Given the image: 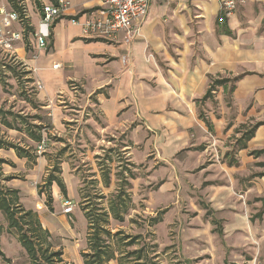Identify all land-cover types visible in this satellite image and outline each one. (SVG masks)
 <instances>
[{
    "label": "rangeland",
    "instance_id": "obj_1",
    "mask_svg": "<svg viewBox=\"0 0 264 264\" xmlns=\"http://www.w3.org/2000/svg\"><path fill=\"white\" fill-rule=\"evenodd\" d=\"M15 1L24 7L22 22L14 27L23 28L24 41L18 43L21 51L16 57L6 56L0 49V139L31 146L37 157L44 158L35 180H27L29 188H36L38 193L43 189L39 193L43 199L38 198L34 209L20 202L39 214L44 227L46 223L50 226L52 242L63 249L65 260L85 264L82 254L89 251L83 201L87 199L94 211L99 206L108 209L109 198L126 178L131 209L123 222L111 219L108 227L129 235L127 241L137 238L131 245H122V257L110 264H264V153L256 157L250 155L253 148L247 152L241 149L248 155L242 162L239 155L244 142L241 125L258 119L237 122V114L244 108L235 102L232 83L228 89L217 87L211 98L198 102L197 115L202 121L201 114L212 122L225 114L222 131H216L214 122V130H209L203 121L207 138L169 154L148 140L154 132L147 129L142 118L124 128H108L98 97L107 94L109 86H94L88 91L83 81L69 79L67 89L41 96L44 83L38 68L29 64L42 52L34 47L33 32L42 17L39 3L55 0ZM2 4L11 9L9 0H0ZM83 32L92 35L84 31V24ZM53 46L52 27L49 45L43 51L49 53ZM34 53H39L37 58H32ZM153 56L151 53L149 60ZM55 109L61 112L55 113ZM132 127L140 129L133 132L134 139L129 135ZM32 132H41L48 140L41 154L36 151L37 141L29 135ZM134 141L132 147H126ZM231 157H236L238 164L229 165ZM7 159L0 162V191L4 193L9 187L4 163L13 165ZM36 160H28L25 166L33 167ZM105 173L111 179L109 186ZM53 176L64 180L67 195L54 182L50 187L53 200L48 206L46 181ZM65 198L72 199L73 213L63 212L61 202ZM44 210L46 215H42ZM156 218L160 220L156 222ZM0 226V245L6 255H0V264H30L1 208ZM136 251L141 252V259H137Z\"/></svg>",
    "mask_w": 264,
    "mask_h": 264
},
{
    "label": "crops",
    "instance_id": "obj_2",
    "mask_svg": "<svg viewBox=\"0 0 264 264\" xmlns=\"http://www.w3.org/2000/svg\"><path fill=\"white\" fill-rule=\"evenodd\" d=\"M69 1L70 8L52 26V51L42 50L41 57L29 63L38 68L44 83L41 96L67 89L69 79L83 81L88 91L109 86L108 93L98 97L108 128H124L142 118L154 132L148 140L172 155L207 138L205 123L197 115V101L206 94L210 75L241 76L234 99L244 111L237 114V122L264 120V0H247L223 18L217 1L150 0L147 14L134 23L137 36L130 44L122 38L112 42L84 34V22L104 8L102 0ZM72 18L79 22L72 23ZM151 53L153 60L148 58ZM225 117L213 118L219 133ZM138 128H131V138ZM263 147L264 124L245 150ZM239 155L240 162L248 157L242 150ZM0 158L13 162L4 163L5 176L13 177L7 185L18 189L21 202L34 209L38 198H43L36 188H29L28 181L40 173L38 164L44 158L37 157L29 168L25 166L28 158L18 156L13 148H0Z\"/></svg>",
    "mask_w": 264,
    "mask_h": 264
},
{
    "label": "trees",
    "instance_id": "obj_3",
    "mask_svg": "<svg viewBox=\"0 0 264 264\" xmlns=\"http://www.w3.org/2000/svg\"><path fill=\"white\" fill-rule=\"evenodd\" d=\"M55 2V1H54ZM12 10L23 13L24 7L19 4L18 1L9 0ZM41 12L43 11V5L40 4ZM28 40V36H26ZM217 77L210 75V84L207 89L206 94L203 98L198 99L197 102L205 101L213 96L214 90L217 87L223 86L224 88H229L234 91L236 88V83L241 78V76L233 77ZM203 121L206 123L209 130L213 131L214 126L213 122L205 117L200 115ZM264 124L263 121H256L255 123H243L241 125L240 131L242 132V139L244 138L243 144L239 149H245L248 147V141L255 136L257 128ZM30 137L34 140L40 142L42 139V133L29 134ZM0 148H13L20 157H27L28 160H35L37 158L35 151H31V146L26 148L22 147L19 144H15L10 141H2L0 139ZM264 153V148L254 149L250 152L255 156ZM229 152L226 153V156H229ZM0 162H6L5 159L0 158ZM238 159L236 157H231L228 164L236 165L238 164ZM13 177L6 176V180H9ZM121 183L117 186L116 192L112 193L109 198V207L105 209L102 206H99L94 211L89 208L87 199L83 201V211L84 215L88 222V250L83 252V259L85 264H110L113 259H117L120 255L122 257L124 251L122 245H131L133 244L134 239H130L129 235H125L122 230L112 232V229L109 226L111 219L123 222L125 220V215L131 209V191L128 190L126 185H129L130 182L125 178L121 179ZM104 181L107 186L110 185L111 179L108 173L104 174ZM56 182L60 187L61 191L67 195V187L64 180L61 177L53 176L46 181L47 187V205L50 206L53 200L52 192L50 190L51 185ZM43 193V189L39 191ZM10 195V196H9ZM84 198H87L84 196ZM85 202V204H84ZM0 208L4 212L6 219L8 220L9 228H12L16 231L18 239L25 249L30 264H74L69 263L64 258V252L62 248H56L55 244L52 242L51 232L48 228L43 226L39 214L32 210L26 209L20 202L19 190L16 188L8 187L6 193L0 191ZM159 218H156L155 221H159ZM2 228L0 226V234ZM137 252V259L142 258L140 251ZM0 255L6 257L5 252L2 250L0 245Z\"/></svg>",
    "mask_w": 264,
    "mask_h": 264
},
{
    "label": "built area",
    "instance_id": "obj_4",
    "mask_svg": "<svg viewBox=\"0 0 264 264\" xmlns=\"http://www.w3.org/2000/svg\"><path fill=\"white\" fill-rule=\"evenodd\" d=\"M220 2L222 8L221 18L235 11L247 0H211ZM104 8L92 13L84 22V31L87 34L101 36L106 39L118 40L130 43L136 36L134 23L143 18L148 11L150 0H102ZM70 8L69 0H55L43 5L42 17L33 32L34 47L42 51L49 45L51 29L54 22L62 17ZM76 24L77 19L72 18ZM22 22L21 13L10 9L6 5H0V49L6 56H17V45L24 38L23 28L14 29ZM20 26V25H19ZM39 53H34L32 58H37ZM58 67V65H56ZM42 84H39V87ZM48 146L47 138H42L36 146L37 153L41 154ZM64 198V197H63ZM64 213L73 212L74 203L71 199H62Z\"/></svg>",
    "mask_w": 264,
    "mask_h": 264
}]
</instances>
